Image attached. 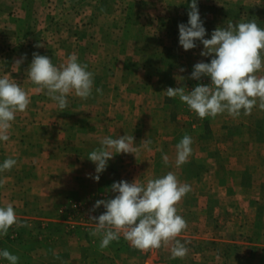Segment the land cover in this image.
I'll list each match as a JSON object with an SVG mask.
<instances>
[{
    "label": "rangeland",
    "instance_id": "rangeland-1",
    "mask_svg": "<svg viewBox=\"0 0 264 264\" xmlns=\"http://www.w3.org/2000/svg\"><path fill=\"white\" fill-rule=\"evenodd\" d=\"M191 0H0V77L8 75L28 94L9 140L0 141V207L13 204L21 225L0 236V250L18 264H264V111L254 108L201 119L168 87L210 84L191 79L203 45L185 51L180 23L187 24ZM206 39L229 21L255 20L264 28V0H197ZM42 44L43 47H37ZM59 66L75 54L94 76L88 99L67 96L61 110L28 77L33 53ZM23 58L19 66L15 61ZM183 68L185 71L181 72ZM264 75V72L258 73ZM176 77H183L178 80ZM102 89V94L96 92ZM133 135L136 146L151 140L152 151L115 154L96 182L89 153L105 137ZM192 137L189 162L175 166L176 145ZM157 149H162L158 151ZM162 154L169 157L164 164ZM172 171L191 191L176 205L187 228L177 239L184 258H171L172 243L142 252L121 234L101 249L92 236L106 210L97 200L114 198V182L145 184ZM0 264L9 262L0 257Z\"/></svg>",
    "mask_w": 264,
    "mask_h": 264
},
{
    "label": "clouds",
    "instance_id": "clouds-1",
    "mask_svg": "<svg viewBox=\"0 0 264 264\" xmlns=\"http://www.w3.org/2000/svg\"><path fill=\"white\" fill-rule=\"evenodd\" d=\"M189 8L187 24L178 25L179 45L188 51L197 47L196 41L202 43L200 55L211 57V60L197 62L190 78L199 81L202 77H209L211 82L197 84L191 91H186L185 87H168L165 95L178 97L201 119L215 118L224 113L235 119L242 113L251 115L256 107L264 111V75L258 74L264 72V28L259 27L255 20L235 24L229 21L226 27H217L211 38L206 39L207 30L200 17L197 0H191ZM37 47L43 45L38 44ZM22 62L23 58L18 59L14 66ZM87 69V64L79 63L75 54L56 66L48 56L34 52L27 71L38 90H46V94L63 110L68 106L69 94L74 93L81 99L92 95L94 74ZM96 92L102 94V89L96 88ZM29 104L27 92L18 83L10 80L8 75L0 77V141L9 140L8 133L16 113L26 111ZM151 144V140L144 139L138 147L134 136L127 134L115 139L103 138L100 147L88 155L95 164V175L90 178L98 182L115 154H133L137 159L141 148L152 151ZM192 144V137L185 134L176 145L177 168L189 162ZM157 150L162 152V149ZM162 160L165 165L169 163L166 154H162ZM16 163L14 158L5 159L0 164V173L10 171ZM5 182V179H0V187ZM111 191L116 193L114 198L97 200L92 209L95 211L102 205L106 211L98 217H90L95 222L90 235L102 237L101 249L107 248L112 241H118L122 234L133 248L142 252L172 243L171 258L182 259L187 255L188 248L177 239L187 228V222L178 214L176 205L191 191L188 183H181L176 174L169 171L159 178H149L145 184L137 179L132 183L126 180L114 182ZM13 225L24 226L18 221L13 204L8 203L0 207V236H6ZM0 257L9 264H18L19 257L7 249L0 250Z\"/></svg>",
    "mask_w": 264,
    "mask_h": 264
}]
</instances>
